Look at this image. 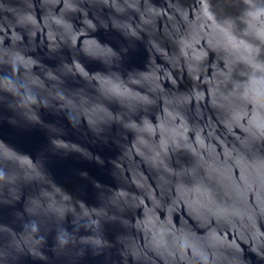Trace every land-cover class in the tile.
<instances>
[{
	"label": "water",
	"instance_id": "95a60500",
	"mask_svg": "<svg viewBox=\"0 0 264 264\" xmlns=\"http://www.w3.org/2000/svg\"><path fill=\"white\" fill-rule=\"evenodd\" d=\"M0 264H264V0H0Z\"/></svg>",
	"mask_w": 264,
	"mask_h": 264
}]
</instances>
